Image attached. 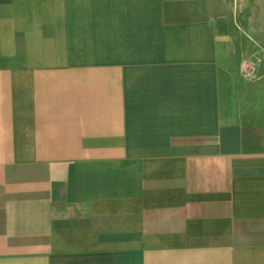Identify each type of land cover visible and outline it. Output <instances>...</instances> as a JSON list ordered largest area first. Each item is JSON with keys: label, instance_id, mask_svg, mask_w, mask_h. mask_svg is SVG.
<instances>
[{"label": "crops", "instance_id": "crops-1", "mask_svg": "<svg viewBox=\"0 0 264 264\" xmlns=\"http://www.w3.org/2000/svg\"><path fill=\"white\" fill-rule=\"evenodd\" d=\"M0 264H264V0H0Z\"/></svg>", "mask_w": 264, "mask_h": 264}]
</instances>
